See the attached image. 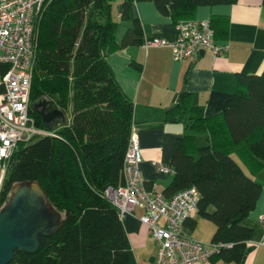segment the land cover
Segmentation results:
<instances>
[{
  "label": "trees",
  "instance_id": "obj_1",
  "mask_svg": "<svg viewBox=\"0 0 264 264\" xmlns=\"http://www.w3.org/2000/svg\"><path fill=\"white\" fill-rule=\"evenodd\" d=\"M134 1H123L122 16L133 26L121 42L114 35L113 0H47L37 16L29 113L36 126L48 130L36 108L42 101H54L63 114L72 102V117L55 130L56 136H36L14 150L0 188V209L16 183L36 181L63 223L42 238L35 252L14 251L9 264H138L118 209L105 195L109 186L124 182L123 159L134 115V102L117 84L106 58L144 41L142 24L130 10ZM149 1L175 24L195 18L198 5L238 2ZM218 20L211 17L214 29ZM262 68L239 75L237 91L223 112L206 115L185 89L166 114V121L183 123L186 133L174 144L169 164L175 173L164 192L169 196L198 188L197 215L215 225L212 241L230 244L212 261L242 264L250 249L247 242L254 232L241 222L255 209L263 187L254 178L264 170ZM8 69L0 66L3 73ZM201 133L206 143L199 145Z\"/></svg>",
  "mask_w": 264,
  "mask_h": 264
},
{
  "label": "crops",
  "instance_id": "obj_2",
  "mask_svg": "<svg viewBox=\"0 0 264 264\" xmlns=\"http://www.w3.org/2000/svg\"><path fill=\"white\" fill-rule=\"evenodd\" d=\"M124 0H113L112 18L117 41L133 26L131 19H124ZM263 0H238L233 4L203 5L196 9L195 18H219L215 22L217 43L227 44L223 54L214 57L210 50H200L199 55L183 62L174 61L169 45H150L160 38L172 42L175 38V22L162 14L152 1L135 0L132 16L144 29L142 44L124 46L107 58L117 84L134 102L132 128L140 140L142 150L141 173L147 183L155 182L161 191L168 188L172 174L158 172L155 161L170 162L174 144L186 133L183 123L166 121V114L177 103L179 93L188 89L192 103L203 105L206 115L223 112L233 93L237 91L241 74L259 73L264 66V4ZM149 43V44H148ZM72 108V107H71ZM72 110V109H71ZM70 110V111H71ZM67 111V110H66ZM64 111L65 120L72 113ZM264 171V170H263ZM263 171L254 176L262 184L255 209L245 217L241 225L253 229L247 242L250 249L242 264H264V230L259 217L264 215ZM260 175V179L258 176ZM143 208L136 206L122 217V225L129 238L138 264H156V242L149 228L140 220ZM197 215V213H196ZM196 215L186 222V233L203 241H212L215 225L209 226L208 236L198 233L200 221ZM195 219V220H194ZM194 264H227L221 259ZM235 264V263H231Z\"/></svg>",
  "mask_w": 264,
  "mask_h": 264
},
{
  "label": "built area",
  "instance_id": "obj_3",
  "mask_svg": "<svg viewBox=\"0 0 264 264\" xmlns=\"http://www.w3.org/2000/svg\"><path fill=\"white\" fill-rule=\"evenodd\" d=\"M47 0H0V187L9 168L12 153L21 143L36 136H56L55 131L36 126L30 111V86L36 60L37 16ZM175 25V38L149 41L150 45H169L171 58L183 62L210 50L215 56L223 54L228 45L218 44L210 19H186ZM148 43V44H149ZM132 128L127 151L123 159V184L109 186L105 195L120 217L140 206V216L156 242V264H194L209 262L228 243L203 241L186 233V221L198 212L200 192L196 186L167 194L155 182L147 183L141 173L142 150L140 140ZM158 172L174 174L168 162L155 161ZM264 230V215L259 217Z\"/></svg>",
  "mask_w": 264,
  "mask_h": 264
},
{
  "label": "water",
  "instance_id": "obj_4",
  "mask_svg": "<svg viewBox=\"0 0 264 264\" xmlns=\"http://www.w3.org/2000/svg\"><path fill=\"white\" fill-rule=\"evenodd\" d=\"M45 104L47 108L42 110ZM36 108L50 130H57L65 122L64 114L54 101L44 100ZM41 187L38 182L29 180L11 188L9 199L0 209V264L12 263L17 249L35 252L42 238L56 232L63 223V216Z\"/></svg>",
  "mask_w": 264,
  "mask_h": 264
},
{
  "label": "rangeland",
  "instance_id": "obj_5",
  "mask_svg": "<svg viewBox=\"0 0 264 264\" xmlns=\"http://www.w3.org/2000/svg\"><path fill=\"white\" fill-rule=\"evenodd\" d=\"M71 107H72V102H70L69 109L66 111V113H68V114L70 113V110L72 109ZM197 141H198L197 144H199V145L206 143L205 133L198 134L197 135ZM263 174H264V171H263ZM263 178H264V175H263L262 179ZM259 179H260V175L258 176L257 180H259ZM196 220L201 222L197 232L200 234H203V236L210 235V234H208L210 231L209 226L213 227L214 224L211 221L207 220L206 218L200 217L199 215H196Z\"/></svg>",
  "mask_w": 264,
  "mask_h": 264
},
{
  "label": "flooded vegetation",
  "instance_id": "obj_6",
  "mask_svg": "<svg viewBox=\"0 0 264 264\" xmlns=\"http://www.w3.org/2000/svg\"><path fill=\"white\" fill-rule=\"evenodd\" d=\"M46 108H47V104L43 105L41 109L45 110Z\"/></svg>",
  "mask_w": 264,
  "mask_h": 264
}]
</instances>
